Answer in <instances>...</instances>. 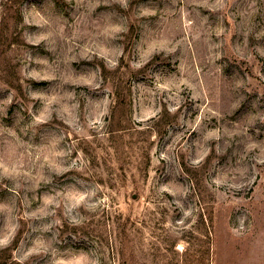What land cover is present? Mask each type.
I'll return each instance as SVG.
<instances>
[{
  "label": "rangeland",
  "instance_id": "1",
  "mask_svg": "<svg viewBox=\"0 0 264 264\" xmlns=\"http://www.w3.org/2000/svg\"><path fill=\"white\" fill-rule=\"evenodd\" d=\"M0 264H264V0H0Z\"/></svg>",
  "mask_w": 264,
  "mask_h": 264
}]
</instances>
